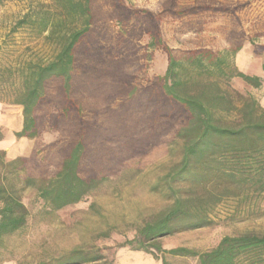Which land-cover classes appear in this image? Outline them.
<instances>
[{"label": "trees", "instance_id": "1", "mask_svg": "<svg viewBox=\"0 0 264 264\" xmlns=\"http://www.w3.org/2000/svg\"><path fill=\"white\" fill-rule=\"evenodd\" d=\"M53 2L57 19L43 7L33 8L11 31L38 21L42 31L57 37L55 57L44 64L0 63V101L23 109V126L15 136L60 134L30 157L8 159L0 149V238L27 224L29 212L18 184L34 188L54 210L64 209L81 202L106 179L103 153L142 154L169 130L181 141L180 159L167 180L172 203L139 229L132 242L135 250L161 251L158 239L212 225L211 214L224 200L244 202L264 194V107L252 96L224 91L220 85L234 77L256 88L262 85L260 77L231 64L242 48L243 33H231L237 39L232 49H198L178 57L161 29L164 15L180 19L234 14L237 9L206 1L179 7L177 0H168L155 13L132 8L125 0ZM101 2L109 6L107 15ZM145 35L151 47L167 55V68L163 76L139 88L134 85V68L139 66L136 40ZM135 113H141V125L129 134L128 121ZM146 126L152 132L140 135ZM3 139L0 129V142ZM29 164L51 176H31ZM168 253L197 258L198 264H264V236H225L208 252L175 248ZM79 262L87 259L64 264Z\"/></svg>", "mask_w": 264, "mask_h": 264}, {"label": "rangeland", "instance_id": "2", "mask_svg": "<svg viewBox=\"0 0 264 264\" xmlns=\"http://www.w3.org/2000/svg\"><path fill=\"white\" fill-rule=\"evenodd\" d=\"M163 1L168 0H125L132 8L155 13L163 10ZM198 1L237 10L234 14L208 13L180 19L164 15L161 22L163 39L173 53L181 57L198 49L214 52L232 49L237 39L231 33H243L241 49L247 45L256 54L251 56L253 69L241 70L238 53L231 58V64L246 75H264V0H177L179 7ZM101 4L103 14L107 15L109 6ZM55 6L53 0H0V63L16 65L21 61H33L44 64L55 57L59 48L57 37L42 31L38 21L11 31L33 8L43 7L57 19ZM32 17L37 19L35 13ZM136 43L139 66L133 67L134 85L141 88L164 75L167 55L161 49L151 47L147 35L137 39ZM220 85L224 91L252 96L264 107V83L256 88L244 79L234 77L229 83ZM238 101L235 98V102ZM140 120L141 113L131 115L129 134L138 131ZM22 126V107L0 101V129L4 134L0 149L6 151L8 159L30 157L35 149L60 137L58 132L50 131L36 139H19L15 133ZM151 132L152 129L146 126L140 135L147 136ZM147 147L142 154L124 157H117L107 150L100 159L101 165H106V179L81 202L61 210H54L34 188L22 189L18 184L19 194L29 212L28 221L22 229L0 238V264H64L80 258H86L87 262L77 264H163L164 260L168 264H198L197 258L174 256L168 251L187 248L204 253L215 248L225 236H264L263 194L259 199L244 202L224 200L211 214L212 225L158 239L161 251L135 250L132 242L139 229L172 203L167 180L180 159L181 141L174 130H169ZM27 167L35 178L51 176L49 172L43 174L34 164Z\"/></svg>", "mask_w": 264, "mask_h": 264}, {"label": "crops", "instance_id": "3", "mask_svg": "<svg viewBox=\"0 0 264 264\" xmlns=\"http://www.w3.org/2000/svg\"><path fill=\"white\" fill-rule=\"evenodd\" d=\"M256 55L254 50L250 47V46H244L243 49H241V51L238 52L237 56H238V65L241 68V70L245 71H251L253 69V65L251 64L252 62V57ZM251 61V62H250ZM264 68V66H263ZM259 74L256 73V76H258ZM262 76V83H264V75L260 74L258 77Z\"/></svg>", "mask_w": 264, "mask_h": 264}]
</instances>
